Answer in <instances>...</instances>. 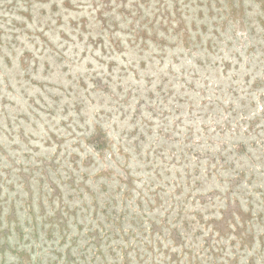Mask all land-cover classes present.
<instances>
[{
	"label": "rangeland",
	"instance_id": "374dc122",
	"mask_svg": "<svg viewBox=\"0 0 264 264\" xmlns=\"http://www.w3.org/2000/svg\"><path fill=\"white\" fill-rule=\"evenodd\" d=\"M0 264H264V0H0Z\"/></svg>",
	"mask_w": 264,
	"mask_h": 264
}]
</instances>
